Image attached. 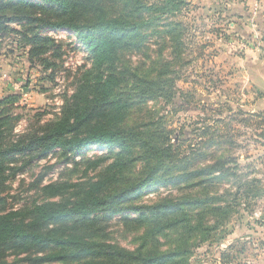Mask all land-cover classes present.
I'll use <instances>...</instances> for the list:
<instances>
[{"label": "rangeland", "instance_id": "1", "mask_svg": "<svg viewBox=\"0 0 264 264\" xmlns=\"http://www.w3.org/2000/svg\"><path fill=\"white\" fill-rule=\"evenodd\" d=\"M164 1L143 0L148 6ZM181 1L184 5L173 16L155 15L153 20L154 15H144V19L153 21L140 30L143 37L135 39L139 45L142 43L143 49L122 51L117 63L119 73L127 76L135 70L152 74L154 62L164 64L172 60L168 31L171 25H179L184 52L178 63L171 66L175 73L167 76L175 82L176 96L171 100L148 99L142 104L144 99L136 98L139 104L129 110L130 125L153 123L150 129L162 132L164 139H169L174 149H178V156L159 168L154 167L153 182L144 189L115 197L109 201V208L75 217L62 227L68 228V233L73 223L85 226L83 230L92 228L99 232L94 235L98 242L115 244L135 255L147 254L149 250L170 253L180 240L186 239L187 229H170L155 240L147 238L144 219L149 216L153 221L156 217L150 211H137L134 207L180 197L179 190L188 185L187 178H179L185 168V172L197 173L218 159L235 160L227 166L233 171L219 176L211 194L230 204L242 196L237 206L232 207L230 220L208 234L198 232L188 244L192 246L189 254L175 261L178 264H264V236L258 230L264 222V107L255 108L254 93L239 78L234 79L239 72L238 58L252 47L246 38L257 33L259 38L264 37V29L262 32L258 29L261 5L259 0ZM0 2L10 8L0 13L2 19L16 17L14 13L19 12L43 20L49 17L53 23L62 21L56 18L58 8L43 0ZM114 8L113 13H119ZM44 25V22L27 20L6 21L8 31L0 32V99L19 97L9 126L0 131V217L17 213L18 220L27 222L32 219L30 211L35 206L59 201L45 195L44 188L53 184L74 186L68 193H79L85 184L110 174L108 169L119 162L116 154L120 151L111 153L109 148L92 145L79 151L57 148L46 152L43 146H37L34 151L5 153L14 143L27 142L32 136H46L49 124L58 121L65 106L72 102L83 77L90 79L91 69L96 73L77 33ZM34 37L49 39L51 43L47 53L30 59ZM139 131L142 133L144 129L139 127ZM192 152L206 158L192 157L190 165L180 161ZM144 165L138 161L130 172L124 169L123 176L130 180L120 189L145 177L148 172L146 168L142 171ZM201 179L195 178L193 184ZM202 187L194 190L197 198L203 196ZM248 187L255 193L261 192L260 196L253 197L252 192L250 198L243 197ZM167 201L161 203L163 211L171 207ZM184 210L189 212V207L184 206ZM192 211L195 214L198 209ZM55 253L59 250L48 244L28 247L20 240H11L0 245V264H62L46 260Z\"/></svg>", "mask_w": 264, "mask_h": 264}, {"label": "trees", "instance_id": "2", "mask_svg": "<svg viewBox=\"0 0 264 264\" xmlns=\"http://www.w3.org/2000/svg\"><path fill=\"white\" fill-rule=\"evenodd\" d=\"M43 1L58 8L55 11L56 18L62 21L53 23L52 18L49 17L43 20L16 12L14 13L16 17L8 20L5 17L2 19L0 15V32L8 31L6 21L21 20L32 23L44 22V26L70 29L79 35L86 46L96 73L91 69L88 72L90 79L86 80L83 77L84 81L82 80L83 83L78 87L72 102L65 106L62 117L58 121L49 124L51 127L46 136H32L27 142L14 143L7 147L5 153L17 150L34 151L37 146H43L46 152L57 148L79 151L85 147L97 145L109 148L111 153L119 149V153L116 154L119 162L108 169L110 174L102 180L80 186L79 193H68L74 186L58 184L47 186L43 190L44 194L59 201L35 206L30 211L32 219L28 222L18 220L17 213L0 217V245L11 240H20L28 247L48 244L56 247L59 253L50 255L46 260L60 261L62 264H178L175 259L189 254L192 246L188 244L194 240L198 232L208 234L230 220L232 207L237 206V201L242 196L239 195L230 204L226 201L222 202L220 198L211 194L215 186L214 182L220 179L219 176L233 171L227 166L235 160L223 162L218 159L217 163L197 173L191 170L185 172L187 169L185 168L184 174H181L179 178H187L188 185L179 190L182 192L180 197H169L168 201L162 199L163 201L159 200L153 205L134 207L137 211H150L156 217L153 221L149 216L144 219L145 227H143L147 229V238L155 240L170 229H187V236L184 237L186 239L180 240L170 253L160 254L149 250L147 254L135 255L115 244L98 242L94 239V235L99 232L92 228L83 230L85 226L73 223L71 232L68 233L66 231L68 228L62 226L75 217L89 216L109 208L111 206L108 204L109 201L115 197L119 198L127 193L144 189L151 181L153 182L151 172L154 167L159 168L178 156L176 154L178 149H174L169 139H164L162 132L158 133L150 129L153 123L139 126L144 129L142 133L139 131L138 123L130 125L129 110L139 104L136 98L144 99L140 102L142 104L148 99L164 97L171 100L176 96L175 82L167 76L175 73L171 70V66L178 63L184 52L185 43L178 29L179 25H171L172 29L168 31L172 43V60L164 64L154 62V69L150 70L152 74H140L135 70V72H129L127 76L119 73L117 63L122 51L133 48L143 49L142 43L139 45L135 39L143 37L140 30L149 27L155 15L173 16L180 11L181 6L184 5L183 1L166 0L152 6H148L143 0ZM114 6L121 12L113 13ZM8 9L10 8L4 7L0 2V13ZM144 15H154V18L146 20ZM31 41L34 45L29 52L30 59L38 58L48 52V44L51 43L49 39L34 37ZM46 66L50 67L49 64ZM125 85L128 89L124 87ZM18 99L17 95L0 99V131L9 126L15 110L14 104ZM197 156L201 159L206 158L201 153L192 152L180 161H187V165H190L189 160ZM138 161L145 164L142 171L146 168L148 173L134 185L120 189L123 188L124 182L130 180L123 176L124 169L130 172L134 163ZM216 172L219 175H215ZM195 178L202 179L193 184ZM198 187L203 188L201 198H197L194 191ZM252 192H254L253 189L248 187L243 197L250 198L249 193ZM260 194L261 192H254L253 197H259ZM165 201L171 204V207L163 211L161 203ZM184 206L189 207V212L184 210ZM194 208L198 209L195 214L192 213ZM148 214L145 212V215Z\"/></svg>", "mask_w": 264, "mask_h": 264}, {"label": "crops", "instance_id": "3", "mask_svg": "<svg viewBox=\"0 0 264 264\" xmlns=\"http://www.w3.org/2000/svg\"><path fill=\"white\" fill-rule=\"evenodd\" d=\"M261 5V19L258 22V29L262 32L264 29V0H259ZM247 43L252 46L250 49L244 51V53L238 58V68L234 76V79L239 78L250 92L254 93L256 97L254 107L258 109L264 107V37L259 38L258 33L253 37L246 38ZM258 229L264 236V222ZM264 246V245H262Z\"/></svg>", "mask_w": 264, "mask_h": 264}]
</instances>
